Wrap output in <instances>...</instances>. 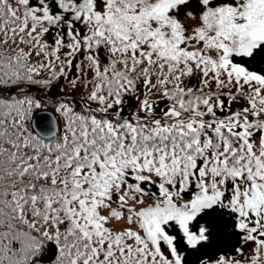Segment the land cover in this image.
Listing matches in <instances>:
<instances>
[{"label":"snow or ice","instance_id":"obj_1","mask_svg":"<svg viewBox=\"0 0 264 264\" xmlns=\"http://www.w3.org/2000/svg\"><path fill=\"white\" fill-rule=\"evenodd\" d=\"M0 264H264V0H0Z\"/></svg>","mask_w":264,"mask_h":264}]
</instances>
